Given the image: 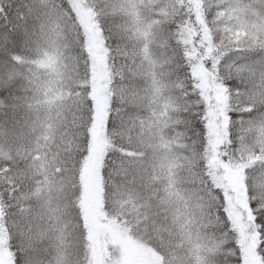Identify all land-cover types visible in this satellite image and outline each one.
Instances as JSON below:
<instances>
[{
	"label": "snow or ice",
	"instance_id": "snow-or-ice-1",
	"mask_svg": "<svg viewBox=\"0 0 264 264\" xmlns=\"http://www.w3.org/2000/svg\"><path fill=\"white\" fill-rule=\"evenodd\" d=\"M0 264H264V0H0Z\"/></svg>",
	"mask_w": 264,
	"mask_h": 264
}]
</instances>
